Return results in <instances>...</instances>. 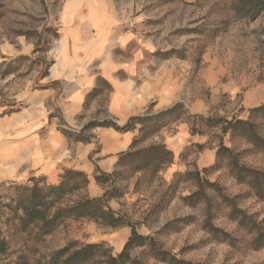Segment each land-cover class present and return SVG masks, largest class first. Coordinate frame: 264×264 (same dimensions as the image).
<instances>
[{
	"label": "rangeland",
	"instance_id": "obj_1",
	"mask_svg": "<svg viewBox=\"0 0 264 264\" xmlns=\"http://www.w3.org/2000/svg\"><path fill=\"white\" fill-rule=\"evenodd\" d=\"M86 1L87 7H80L76 13L80 16L87 13L89 19L96 21L106 16L115 18L113 30L132 34L129 46L141 51L142 79L150 80L159 91V101L136 117L154 116L180 103L189 116L248 120V110L264 104V10L255 17L241 19L230 11L222 12L218 7L220 0H102L100 8L96 7V0H0V110L3 113L9 115L22 108L23 105L15 102L21 90L41 89L51 70L53 56L60 49L57 45L64 10L71 14ZM131 20L136 23L133 28L127 26ZM97 84L88 101L97 99L104 115L109 87L105 83ZM49 115L50 120L52 116L58 117L54 112ZM161 121L165 126L154 133L146 130L143 136V132H138L140 125L131 131L136 132L138 139L131 150L163 144L173 152L172 164L158 176L132 174L125 167L115 165L110 173H105L113 175V185L101 186L93 180L95 170L91 175L85 172L89 177L86 190L65 198L62 205L102 197L112 189L120 196L108 201L107 206L134 224L139 235L151 236L181 261L264 264V248L253 247L254 234L227 218V209L211 190L207 195L213 205L212 224L234 239L232 245L215 240L203 229L202 205L191 208L181 202V197L196 191L192 182L173 184L177 174L208 169L200 176L220 186L222 193L264 233V201L256 198L246 185L237 183L227 170L210 169L216 161L217 135L202 122L196 126L203 135L192 136L184 120ZM257 123L264 137V121ZM86 134L91 137L90 131ZM223 143L239 153L241 164L264 173L262 153L239 139L230 142L229 136ZM197 144L204 145V149L198 151ZM12 183L23 185L26 181L0 183V201L6 202L4 197L12 192L8 189ZM3 219L0 230L8 236L11 246L8 260L22 256L28 264H45L51 253L71 243H103L104 249L115 255L130 235V227L110 229L87 220H65L53 233L35 241L31 236L16 233ZM168 224L172 226L163 229ZM131 256L144 264H160L142 249L131 251Z\"/></svg>",
	"mask_w": 264,
	"mask_h": 264
},
{
	"label": "trees",
	"instance_id": "obj_2",
	"mask_svg": "<svg viewBox=\"0 0 264 264\" xmlns=\"http://www.w3.org/2000/svg\"><path fill=\"white\" fill-rule=\"evenodd\" d=\"M218 7L222 12L230 11L234 16L246 19L247 17H255L264 10V0H220ZM39 43L40 37L36 47ZM248 115V120L237 118L231 119V121L205 119L198 115L189 116L182 104L178 103V105L154 116L130 117L122 127L109 119L103 122L91 121L76 134L66 131L65 133L67 137L73 138L74 142L87 143L90 142L91 137L86 132L93 128L111 127L118 132L126 133L136 130L137 125H140L138 132H143L144 136L146 130L151 134L161 129L165 126L161 120L169 118L168 123L184 120L189 125L190 134L196 136V134L203 135L202 129L196 126L198 122H202L203 126L213 131L218 139L216 161L210 169L223 168L227 170L237 183L246 185L252 190L256 198L264 201V173L241 164L239 153L233 148L226 147L223 143L224 138L229 136L230 142L239 139L250 145L253 150L264 155V137L258 131L259 125L257 123V120L264 121V104L249 109ZM137 143L138 139L134 138L130 150L119 156L117 166L125 167L132 174L141 173L154 178L164 168L172 164L174 154L165 145L131 150ZM195 148L202 151L204 145L197 144ZM95 171L93 180L96 184L101 186L113 185V175H107L98 169ZM208 171L204 168L201 172H185L175 175L174 185L190 180L196 188V191L190 195L181 197V202L191 208L202 205L204 207L203 229L215 240L232 245L234 239L212 224L213 205L212 200L207 195V191L211 190L227 209V218L237 222L239 227L247 229L248 233H253V247L263 249L264 233L257 228L253 220L222 193L220 186L200 176L201 173L205 174ZM63 172L64 174L60 176L56 184L47 182L44 177H38L42 180H36L34 177L29 178L23 185L12 183L8 187L12 192L4 197L7 198L6 202L0 201V221L5 218L3 219L5 225L9 224L16 233L31 236L35 241H41L42 238L53 233L59 224L65 220L76 222L77 220H87L110 229L130 227V235L122 250L115 255L104 249L103 243H71L51 253L45 264H144L139 258L131 256V251L135 249H142L145 255L160 264H192L177 259L176 256L163 249L151 236L139 235L134 224L128 222L121 213L107 206L108 201L120 196L112 189L105 192L102 197L84 198L71 205H62L65 198L78 191L86 190L89 185V177L85 172L72 169H66ZM171 226L172 224H168L163 229ZM10 249L8 236H4L0 230V264H28L22 256L8 260L11 254Z\"/></svg>",
	"mask_w": 264,
	"mask_h": 264
},
{
	"label": "crops",
	"instance_id": "obj_3",
	"mask_svg": "<svg viewBox=\"0 0 264 264\" xmlns=\"http://www.w3.org/2000/svg\"><path fill=\"white\" fill-rule=\"evenodd\" d=\"M80 7L87 1L71 14L63 12L60 49L41 89L21 90L15 98L23 105L19 111L7 115L0 110V183L44 177L56 184L66 169L110 173L136 132L97 127L90 131V142L82 143L65 131L74 134L91 121L109 118L124 126L159 101L158 89L142 79L141 51L129 46L133 35L114 31L111 16L96 21L87 13L78 15ZM98 82L109 87L104 115L97 99L88 101ZM50 112L58 115L57 126Z\"/></svg>",
	"mask_w": 264,
	"mask_h": 264
},
{
	"label": "built area",
	"instance_id": "obj_4",
	"mask_svg": "<svg viewBox=\"0 0 264 264\" xmlns=\"http://www.w3.org/2000/svg\"><path fill=\"white\" fill-rule=\"evenodd\" d=\"M135 21H133V20H131V21H129L128 23H127V26L129 27V28H133L134 26H135ZM50 114H52V112H50ZM51 120H52V123L54 124V125H58V122H59V120H58V117H56V116H52L51 117Z\"/></svg>",
	"mask_w": 264,
	"mask_h": 264
}]
</instances>
